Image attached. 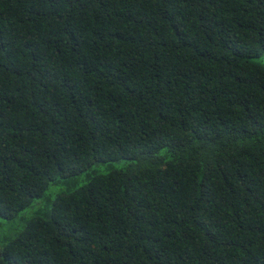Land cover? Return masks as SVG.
I'll list each match as a JSON object with an SVG mask.
<instances>
[{"label": "trees", "instance_id": "1", "mask_svg": "<svg viewBox=\"0 0 264 264\" xmlns=\"http://www.w3.org/2000/svg\"><path fill=\"white\" fill-rule=\"evenodd\" d=\"M17 217L0 264H264V0H0Z\"/></svg>", "mask_w": 264, "mask_h": 264}, {"label": "rangeland", "instance_id": "2", "mask_svg": "<svg viewBox=\"0 0 264 264\" xmlns=\"http://www.w3.org/2000/svg\"><path fill=\"white\" fill-rule=\"evenodd\" d=\"M124 165H125V162L120 161V162H114L111 165H104V164L97 165L94 168L98 172H107L111 167L120 168ZM76 180H77L78 186L83 185L85 183V179L83 175H79ZM53 189L54 187H51V191ZM22 227H23V224L21 223L18 217L12 220H6L3 218H0V240L2 239V237H4V235L9 234V233L14 234L18 230H20Z\"/></svg>", "mask_w": 264, "mask_h": 264}]
</instances>
